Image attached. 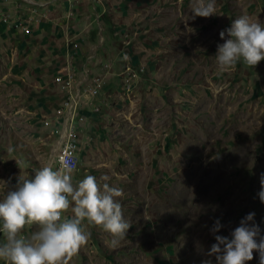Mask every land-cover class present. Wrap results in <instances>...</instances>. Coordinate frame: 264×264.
Masks as SVG:
<instances>
[{"label":"rangeland","instance_id":"obj_1","mask_svg":"<svg viewBox=\"0 0 264 264\" xmlns=\"http://www.w3.org/2000/svg\"><path fill=\"white\" fill-rule=\"evenodd\" d=\"M192 3L83 0L78 10V30L94 31L85 70L103 83L99 94L82 97L74 184L92 175L122 189L131 226L112 248L109 234L85 221L88 243L69 264H216L207 256L215 236L231 238L250 213L257 242L264 237V60L220 71L214 58L234 19L264 24V0H216L215 15L195 19ZM15 5L0 0V199L50 160L53 138L43 120L63 98L55 83L63 67L42 81L17 72L19 43L33 33L16 25ZM216 220L222 227L213 234ZM245 264H260L259 253Z\"/></svg>","mask_w":264,"mask_h":264},{"label":"clouds","instance_id":"obj_2","mask_svg":"<svg viewBox=\"0 0 264 264\" xmlns=\"http://www.w3.org/2000/svg\"><path fill=\"white\" fill-rule=\"evenodd\" d=\"M215 12L216 0H193L192 19L207 18ZM219 35L224 43L217 45L214 58L220 71L234 68L239 61L255 67L264 60V24L241 16ZM73 170L71 157L57 160L52 156L34 176L19 177L15 188L0 199V260L5 264H69L88 243L85 221L109 234L110 247L120 246L131 226L118 200L122 189L100 185L92 175L74 184ZM258 196L264 204V174ZM69 210L70 217L65 215ZM254 216L247 215L231 238L216 235L207 256H214L216 264H245L256 251L260 264H264V237L257 242L260 229L254 223L249 226ZM29 226L37 230L26 235ZM221 227L216 220L211 231L215 234ZM203 264L212 262L209 259Z\"/></svg>","mask_w":264,"mask_h":264},{"label":"crops","instance_id":"obj_3","mask_svg":"<svg viewBox=\"0 0 264 264\" xmlns=\"http://www.w3.org/2000/svg\"><path fill=\"white\" fill-rule=\"evenodd\" d=\"M15 2L16 10L14 12L17 16L14 20L16 25L23 33L25 26L30 27L31 33H33L30 39L19 43L21 57L17 61L21 62L16 65L19 74L29 78L32 77V79L33 77L40 78L39 80L42 81L46 78L44 73L49 69L54 68L56 70L60 66L61 68L64 67L68 59L67 57V61L64 58L63 61H60V59H62L61 56L66 55V37L68 36L81 41L80 53L75 58L74 66L69 61L76 76H79L78 70L87 71L85 70L86 62H84L85 57L83 56L85 41L87 40L89 44L94 45L91 42L94 31L91 28L81 32L78 30L80 27L77 26L76 21L81 16L78 10L82 7L83 0H14ZM97 8H99V5ZM94 10L92 11L93 14L97 12L96 7H94ZM100 17V13H97L95 20H100ZM7 20H2V24L7 23L9 21ZM79 61L84 63L80 64ZM54 62L61 64H56L53 67Z\"/></svg>","mask_w":264,"mask_h":264},{"label":"built area","instance_id":"obj_4","mask_svg":"<svg viewBox=\"0 0 264 264\" xmlns=\"http://www.w3.org/2000/svg\"><path fill=\"white\" fill-rule=\"evenodd\" d=\"M23 30L26 34H30L32 31L30 27L26 26ZM65 49L68 62L55 76V83L63 94V98H60L61 102L52 115L43 120V124L50 130V137L53 138L51 157L56 156L57 160L71 157L74 163V173L80 161L77 124L82 97L86 92L92 95L99 94L103 82L100 76H93L87 71H84L82 77L76 76L69 61L80 53L81 43L77 39L66 37Z\"/></svg>","mask_w":264,"mask_h":264}]
</instances>
